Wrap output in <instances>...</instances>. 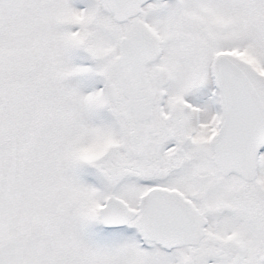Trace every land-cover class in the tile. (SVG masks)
Listing matches in <instances>:
<instances>
[{
	"label": "snow or ice",
	"instance_id": "6c2138e0",
	"mask_svg": "<svg viewBox=\"0 0 264 264\" xmlns=\"http://www.w3.org/2000/svg\"><path fill=\"white\" fill-rule=\"evenodd\" d=\"M0 264H264V0H0Z\"/></svg>",
	"mask_w": 264,
	"mask_h": 264
}]
</instances>
